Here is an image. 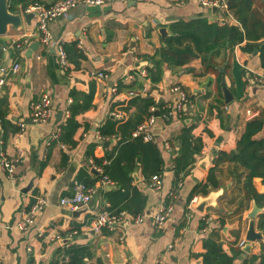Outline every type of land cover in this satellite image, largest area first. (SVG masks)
I'll use <instances>...</instances> for the list:
<instances>
[{"label":"crops","instance_id":"crops-1","mask_svg":"<svg viewBox=\"0 0 264 264\" xmlns=\"http://www.w3.org/2000/svg\"><path fill=\"white\" fill-rule=\"evenodd\" d=\"M26 1L28 6L35 1L48 7L57 0ZM78 1L69 16L49 23L53 39L66 47L68 71L61 67L53 46L40 44L38 50L31 51L34 42L40 43V33L35 16L27 23L25 15L29 12L24 3L16 4L13 11L21 13L22 27H10L7 36L0 37V42L6 41L0 50V66L20 65L0 88L1 264H50L56 258L63 259L64 249L72 244L92 250L86 264H203L204 241L211 236L229 254L231 248L242 250L232 264H244L249 255L259 256L264 240L251 243L250 253L243 248L248 242L250 213L254 206L261 209L255 218L256 229L260 230L264 204L246 195L247 169L221 152L236 148L253 119L263 121L254 138L264 139V83L258 80V76H264L260 51L246 49L248 41L236 46L230 67L220 66L225 68L224 73L217 69L220 81L218 72H204L202 60L195 58L176 69L165 66L162 79L154 84L148 74H139L137 65L147 70L152 66L148 57L165 41L160 29L166 28L168 36L173 22L201 17L223 25L224 14H212L199 0L111 1L101 6ZM254 8L264 14V0H254ZM231 22L238 24L236 19ZM28 32H35L29 45L13 50V38ZM234 62L245 70L242 92L234 78ZM96 71L106 72L108 77L93 76ZM222 75L233 95L229 104L223 95ZM174 83L184 88L190 102L182 118L177 113L169 122L158 118L152 127L150 144L156 148L161 165L158 167L143 147L131 157L125 148L133 138V128L126 123L136 119L138 109L129 101L136 96L151 97L165 105L175 100L170 90ZM92 90V100H85ZM130 90L136 93L131 95ZM44 93L52 97L53 115L43 124H34L31 104ZM157 109L160 113V107ZM113 112L122 116L112 117ZM21 121L27 123L23 131ZM107 122H116L118 133L102 135L104 127L109 130ZM191 123L196 124L194 134L202 137L204 148L195 162L177 175L180 135ZM168 142L170 149L166 147ZM2 155L15 162L14 178L4 168ZM117 156L120 158L112 162ZM156 174L162 175L159 190L146 185ZM105 176L110 183H102ZM178 178L183 181L182 187L170 198ZM75 179L96 186L97 191L88 205L72 211L61 200L72 195ZM253 185L257 192L264 193L261 177H254ZM40 196L48 205L32 228L21 231L18 222ZM209 196L214 202L204 212L189 209L194 197ZM170 201L174 202V211L163 227H157L153 214ZM106 203L113 212L124 210L128 218L118 222L114 230L95 232L91 223ZM137 215L145 216L142 223L134 222ZM121 236L125 241L121 242ZM241 241H245L243 247Z\"/></svg>","mask_w":264,"mask_h":264},{"label":"trees","instance_id":"trees-1","mask_svg":"<svg viewBox=\"0 0 264 264\" xmlns=\"http://www.w3.org/2000/svg\"><path fill=\"white\" fill-rule=\"evenodd\" d=\"M18 3H24L26 8L30 6H28L26 0H12L10 5L12 12L15 11V5ZM228 4L238 24L229 22L221 25L204 17L179 20L170 24V33L165 38L162 47L154 55L148 57L152 63V66L148 67V77L154 84L162 79L165 66L176 69L185 66L195 58L202 60L204 72H218L217 69L220 66L229 68L236 46L244 41H248L246 49L260 51L264 67V14L254 8V0H228ZM233 67L234 78L238 83L239 91L242 92V88L245 87V82L242 81L245 70L237 62H234ZM218 74L220 81L221 73L218 72ZM93 95L92 90L85 95V100L91 101ZM129 104L135 105L138 109L136 119H131L126 123L127 127L131 126L133 128V132L151 114L150 107L152 105L160 107L161 113L164 111L163 102H156L151 97L136 96L129 101ZM72 111L75 113L73 108ZM2 117L0 111V118L2 119ZM106 125L109 130L105 131L104 127V130L101 131L102 135L118 133L115 128L116 122H107ZM195 127V123L186 125L180 135L181 153L176 158L177 175L194 163L196 155L201 153L204 148L202 137L194 134ZM262 127L263 121L259 119L249 121L245 132L237 141L236 148L231 152H221L227 156L228 160L238 162L247 169L246 195L249 199H254L259 205L264 204V193H259L254 188L253 178L261 177L264 180V139L258 140L254 136ZM142 147L152 154L159 167L161 159L156 148L150 144V141H145L143 136H133L132 140L126 143L125 152L131 154V157L134 158L143 151ZM118 156L112 162L117 158L119 159ZM104 174L107 175V172ZM150 180L151 178L146 182ZM204 193L206 194L208 191L204 190ZM122 211L124 210H117L114 213ZM258 228L264 233V213L260 215ZM204 247L206 252L203 254V264H232L242 253L239 248H231L229 254L223 249L222 243L218 242L213 236L204 241ZM92 254L93 252L89 246L72 244L64 249L63 259L56 258L50 264H60L64 261L67 264H86V259L90 258ZM244 264H264V243H262L261 254L259 256L249 255L244 259Z\"/></svg>","mask_w":264,"mask_h":264},{"label":"built area","instance_id":"built-area-1","mask_svg":"<svg viewBox=\"0 0 264 264\" xmlns=\"http://www.w3.org/2000/svg\"><path fill=\"white\" fill-rule=\"evenodd\" d=\"M85 3L89 5L101 6L107 2L111 1H129V0H83ZM145 1V0H140ZM80 1L78 0H57L52 5L45 7L39 2H34L27 8L28 12H35L37 19L36 30L40 33V44L44 47L53 46L56 50V54L58 56L59 63L63 70L68 71L70 68V61L68 57L67 50L65 45L57 40H54L50 29L49 23L58 18V17H66L69 16L71 10L77 6ZM199 3L209 9L210 12L214 7H217L218 12L224 14V23H229L232 20H235L233 13L229 7L228 0H199ZM212 13V12H211ZM213 14V13H212ZM35 32H28L24 34L20 38H13L11 42V46L13 50H21L24 47L28 46L31 38L33 37ZM20 68L19 63H14L13 65L0 66V88L5 84L6 78L15 73ZM140 75L147 76L148 70L146 67H141L138 69ZM92 75L95 77H99L102 79H106L108 74L102 71L92 72ZM132 77V76H130ZM258 80L264 83V76H258ZM171 92L175 95V100L167 102L163 109L164 111L156 115V107H151V114L148 118L143 121L141 124L133 132V136H143L145 141H152L154 138V134L152 132V127L156 124L158 118H162V120L169 122L177 113L178 117H183L184 112L187 111L188 104L190 102V97L188 93L182 88V86L178 83H174L171 87ZM131 95L136 92L130 90ZM53 115V103L52 97L48 93L42 94L31 104V122L34 124H43L50 120ZM113 117L120 118L122 115L120 113H112ZM27 123L25 121L19 122L20 130H24ZM58 132L53 135V137H57ZM166 147L171 148L170 142L166 144ZM3 157V165L4 168L8 171L11 178H14L15 175V162L7 159L5 155ZM103 184L110 183V180L105 176L102 180ZM183 181L179 180L174 191L170 194V198H174L176 193L182 187ZM146 185L159 190L162 187V175L156 174L154 175L149 182H146ZM97 188L96 186L87 185L86 183L80 180H73V193L71 196L65 197L61 200V203L67 207H69L72 211L80 210L84 206L88 205L94 195L96 194ZM198 198L194 197L189 205V209L193 210L194 205L197 203ZM48 205V201L43 196L37 197L35 202L32 204L28 212H26L24 218L18 222L17 227L21 231H27L36 222L37 216L44 210V208ZM174 211V202L170 201L167 204H161L153 214V221L157 227H163L165 223L169 220L172 213ZM128 218L127 213L125 211L114 213L109 210V204L106 203L102 210L95 216L91 223V228L95 232H99L104 228L114 230L118 222L123 221ZM144 215H137L134 217L135 223H142L144 221ZM125 237L121 236V242L125 241ZM245 241H241L240 246H244ZM1 264V260H0Z\"/></svg>","mask_w":264,"mask_h":264},{"label":"water","instance_id":"water-1","mask_svg":"<svg viewBox=\"0 0 264 264\" xmlns=\"http://www.w3.org/2000/svg\"><path fill=\"white\" fill-rule=\"evenodd\" d=\"M12 0H0V37L7 36L9 32V28L13 27L15 29H20L22 27V15L21 13H15L12 12L10 9V3ZM210 12V10H209ZM213 14H218V9L217 7H214L211 11ZM36 15L35 12H29L25 15L26 21L28 24L31 23V20L34 18ZM160 32L162 34V39L164 40L165 37L168 34V30L166 28H161ZM6 45V41L0 42V50H2V47ZM40 47L39 42H34L30 48L31 51H36ZM55 50V48L53 47ZM139 68H141L143 65L138 64L137 65ZM219 71L222 73L225 72L224 67H219ZM221 85H222V90H223V95L225 98V103L229 104L231 101H233V95L229 87L227 86L225 76L222 75L221 78ZM62 115V112H60ZM156 115H159V109L156 110L155 112ZM214 202V197L209 196V197H201L198 199L197 203L195 204L194 208L197 209L200 212H204L205 208L208 205H212ZM260 208L258 206H254L252 212L250 213V221H249V227L248 231L246 234V240L248 241L247 244L244 246L243 251L246 253H250L251 251V246L253 242H256L258 240H264V233L261 230H257L255 226V218L260 212Z\"/></svg>","mask_w":264,"mask_h":264}]
</instances>
